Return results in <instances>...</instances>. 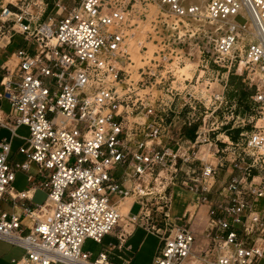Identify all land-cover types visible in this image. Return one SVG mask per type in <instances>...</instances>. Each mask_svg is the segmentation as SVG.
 I'll use <instances>...</instances> for the list:
<instances>
[{"label":"built area","instance_id":"obj_1","mask_svg":"<svg viewBox=\"0 0 264 264\" xmlns=\"http://www.w3.org/2000/svg\"><path fill=\"white\" fill-rule=\"evenodd\" d=\"M48 2L0 0V49L17 45L15 63L0 64V101L9 105H0V129L11 132L0 138V202H22L33 222L25 234L20 213L0 210V239L25 249L12 264H117L107 250L93 257L83 245L88 238L101 243L117 227L123 240L129 231L116 203L131 192L141 208L136 215L129 211L126 226L146 220L153 227L148 202H163L157 210L166 223L155 230L160 242L152 264L198 258L258 264L264 257V0H73L70 9L58 0L59 18L40 22ZM196 52L221 67L244 68L257 80L254 127L238 141L227 136L225 147L210 138L214 129L206 124L228 109L226 85L199 94L191 89L183 97L194 78L181 76L172 85L184 58ZM137 53L144 65L134 60ZM198 105L205 108L199 126ZM231 105L234 116L236 100ZM21 126L30 134L21 137L18 153L25 159L19 163L11 157ZM183 127L193 128L196 138L164 143V136L182 137ZM200 142L208 145L203 152L196 148ZM221 152L214 163L212 155ZM227 164L229 180L219 183L218 167ZM18 169L28 175L24 190L12 185ZM175 186L207 207L204 257L195 252L192 227L171 222ZM39 189L48 196L31 208L27 203ZM113 195H119L114 202ZM188 213L191 219V210L183 216Z\"/></svg>","mask_w":264,"mask_h":264},{"label":"rangeland","instance_id":"obj_2","mask_svg":"<svg viewBox=\"0 0 264 264\" xmlns=\"http://www.w3.org/2000/svg\"><path fill=\"white\" fill-rule=\"evenodd\" d=\"M57 1L58 0H49L46 11L41 17L40 22L47 21L50 16L54 18H59V16L56 14V10L58 9V7L55 6ZM62 4L65 5L67 9H70L73 6V0H62ZM66 11L67 10H65L63 14H65ZM238 20L242 23L245 21L243 17H239ZM0 25H1V22H0ZM15 38L17 41L21 39L18 34L16 35ZM16 46H17L16 44L12 43L8 47L0 49V64H2L5 60L6 61L10 60V63H15V59L13 58V51L16 48ZM204 59L205 61H202ZM208 59H209V56H202L200 58L199 53L197 52L193 56H191L190 59L184 58V63L181 65V67H179V70H178L179 74H177V78L179 80L176 82H173L172 85L176 87L178 85L177 83L180 80H182L181 76H185L187 78H191V77L194 78L192 83L188 85V88L187 90H185L182 97L185 96L187 91H191V89H195L197 91V94H199L200 91L202 90L206 91V89H209V88H211V90H214V91H219L223 89L224 85H226L225 94L230 101L228 109L219 110L213 116L211 117L209 116V118L207 119V124H206V128L214 129V131L211 132L210 134V138L214 140L219 139L218 140L219 146L225 147L227 141H229L227 136H229V138L233 141H238L241 137L240 136L241 132H249L254 127L255 121H252L251 115L253 114V108L255 104L252 101H248L247 103H243L242 105H240V103L237 102L238 99H236L237 94H238L236 89L238 86H242L244 91L251 93L253 87H256L257 80L254 79L253 73L248 74V72L245 71L244 68L243 69L242 68L228 69V68L221 67L220 65L215 63L213 60H210L208 62ZM134 60L136 61L138 66L144 65V63H142V58L140 54L138 53L135 54ZM203 70H205V72H203ZM2 72H4V70L0 69V73ZM200 74L202 75L200 82L196 84V87H193V85H195L194 84L195 80L197 79V77L200 76ZM134 78L137 79L138 75L135 74ZM172 80H173L172 77L169 78L168 81H166V85L170 84ZM201 83H203V85H201ZM206 85H208V88L205 87ZM183 87H184V84H183ZM157 88L158 90H160L162 86H157ZM153 91H154V94L161 93L160 91L157 92L156 88H154ZM162 94H164L165 97L168 96L166 93V89L164 90V93ZM251 99L252 98H250V100ZM234 100H236L237 106H236V109L234 110L235 115L232 116L231 111L233 110V108H231L232 107L231 101H234ZM177 102L178 104H181L183 100L179 99L177 100ZM0 105L5 110L9 109V105L7 104L6 101H0ZM208 105H211V104L209 103ZM211 107L214 108V106H211ZM204 110L205 108L203 106H199V105L197 106L196 113L200 117V119L197 122L198 126L200 124L204 125V120H203ZM187 112H189V108L186 107L183 110L182 114L186 116ZM209 113H211V111H209ZM10 134L11 132L6 128L0 129V138L4 136L9 137ZM29 134H30V131L27 126H21L17 130V137H15L14 143H13L14 152L11 157V160H13L14 162L21 163L24 161L25 157L22 154L18 153V149L21 145L25 144L24 139H22L21 137H24V136L27 137L29 136ZM182 135L183 136L181 138H183V140H193L196 138L194 129L190 127H183ZM176 138L177 137H173V135H170L169 140H168L169 144L170 145L174 144V142H176L177 140ZM200 139H203V136ZM204 144L205 143L200 142L198 143L196 148L198 149L199 145H201L200 152H203L208 147V145H204ZM222 156H224V153L222 152L216 155H212V161L216 163L219 159L222 158ZM184 169H185L184 171H186L188 167H184ZM36 170H37L36 166L33 165L31 173H36ZM182 173L185 174V172H182ZM117 174H121V172H118ZM230 174H231V167L229 166V164H227L226 166H219L218 174H217L218 182L221 183L223 180H229ZM27 177L28 175L24 170L18 169L16 172V179L12 184L13 187L17 190H24L28 188L29 182L27 180ZM180 187L189 191L186 187H183V186H180ZM171 191L173 192V190ZM47 196H48V190L39 189L35 194L33 207H36L37 205L44 203ZM118 198H119V195H113L111 200L112 202H114ZM148 204L150 207V211L152 213L151 214L152 220H155V218L158 216L161 218H165L163 216V213L160 212L161 210H157V208L163 205V202L160 199H150ZM197 204L198 202L195 199L194 201L191 202L192 206L190 210H191V213L193 214V217H191V219L189 215L190 213H188L186 216H183L184 207H181V209H179L176 212V214L173 215L172 210L178 205L175 202L174 197H173V200L170 203V214H171V222H173V224L174 223L187 224L188 226H191L192 229L195 231L196 242L194 246L196 248V253L199 255L203 253L208 246L209 240L207 237V233L211 227L210 226L211 221L208 215L207 207L205 205L198 206ZM14 205L15 204L13 203L12 200H2L0 202V210L13 211ZM260 206L262 207L263 204ZM140 208H141V205L139 203H135L132 208L131 213L133 215L138 214L140 211ZM160 209H163V208L160 207ZM15 210L19 212L21 211V208L15 207ZM126 221L127 219H124V222L122 223L126 225L125 223ZM22 224L25 229V234L29 233L33 225V222L31 221V219L24 218L22 221ZM114 240L115 238L110 235H107L103 239L102 243L96 242L95 240L88 238L84 242L83 249L86 251L92 252L93 257H94L101 250L106 249L109 246V243ZM23 252L24 251L21 250L20 255ZM199 256L204 257V254L199 255ZM258 264H264V257L260 259Z\"/></svg>","mask_w":264,"mask_h":264},{"label":"crops","instance_id":"obj_3","mask_svg":"<svg viewBox=\"0 0 264 264\" xmlns=\"http://www.w3.org/2000/svg\"><path fill=\"white\" fill-rule=\"evenodd\" d=\"M169 137L170 136L163 137L164 143L169 144L168 142ZM173 137H177L176 138L177 140H183V138L179 137L178 134H174ZM172 145L175 146V142ZM127 184H129V182H127ZM173 195H174L175 202L178 204L177 207H175L172 210L173 215L176 214V212L179 209H181V207H184L183 214H185L186 211L191 209V206H192L191 202L194 201L195 199L194 193L187 191L180 186H175L173 187ZM5 200H10V199H5ZM33 204H34V198L30 203H27V205L31 208H34ZM134 204H135V201L132 203L130 207L131 212H132V208ZM15 207L16 208L20 207L21 211L17 212L15 210ZM13 211H15L16 213H20L22 215V221L24 218H29L25 216L23 213L24 206L22 202L16 203L13 207ZM163 220H164V226H165L166 219L163 218ZM121 225L123 226L124 224L121 223ZM125 231H127L126 225H125ZM120 233H122L121 227H117L112 234H108L115 238V240L111 241L109 243V246L106 249H104L109 252V258L112 262L117 263V264H123L126 262H129V264H152L153 263V259L157 252L160 239H159L158 233L152 229L148 221L142 220L141 222L135 224L132 227V229L129 231V233L126 234L125 237H123L122 241L119 238ZM21 250L25 252V249L23 247L17 244H14L10 241L0 239V264H12V260L14 258H19L24 254L23 252L20 255ZM195 252H196V248H195ZM197 262H198L197 259L196 260L191 259L188 264H205L203 262L202 263H197ZM61 264H66V263H61Z\"/></svg>","mask_w":264,"mask_h":264},{"label":"bare ground","instance_id":"obj_4","mask_svg":"<svg viewBox=\"0 0 264 264\" xmlns=\"http://www.w3.org/2000/svg\"><path fill=\"white\" fill-rule=\"evenodd\" d=\"M251 27L253 28L254 25L252 24ZM191 68V67H190ZM191 70V69H190ZM0 117L1 116V111H0ZM135 201V196L134 194L131 192V193H128L127 195H125L122 199H120L117 203H116V208L119 210V212L121 213L122 215V218L120 220V224L122 222H124V219H127L128 215H129V211H130V207L132 205V203ZM134 225H130V226H126L127 227V232L130 231L132 229ZM164 228V220L163 218L161 217H156L155 218V221L153 223V227L152 229L153 230H162ZM197 263H205V264H211V260L208 259V260H200V259H197Z\"/></svg>","mask_w":264,"mask_h":264},{"label":"trees","instance_id":"obj_5","mask_svg":"<svg viewBox=\"0 0 264 264\" xmlns=\"http://www.w3.org/2000/svg\"><path fill=\"white\" fill-rule=\"evenodd\" d=\"M236 90L238 92L236 99H238L237 102H239L240 105H242L243 103H247L248 101H252L253 102V100L252 99L250 100V98L255 92V87H253L251 93L244 91L242 86H238Z\"/></svg>","mask_w":264,"mask_h":264}]
</instances>
